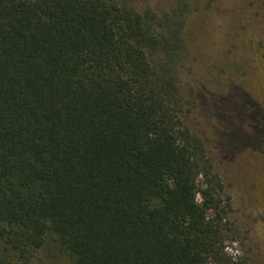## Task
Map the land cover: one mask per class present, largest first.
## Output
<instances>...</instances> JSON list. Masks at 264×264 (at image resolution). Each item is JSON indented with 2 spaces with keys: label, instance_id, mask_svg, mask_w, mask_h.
Segmentation results:
<instances>
[{
  "label": "trees",
  "instance_id": "trees-1",
  "mask_svg": "<svg viewBox=\"0 0 264 264\" xmlns=\"http://www.w3.org/2000/svg\"><path fill=\"white\" fill-rule=\"evenodd\" d=\"M141 1L0 0V264H255L181 117L185 5Z\"/></svg>",
  "mask_w": 264,
  "mask_h": 264
},
{
  "label": "rangeland",
  "instance_id": "rangeland-1",
  "mask_svg": "<svg viewBox=\"0 0 264 264\" xmlns=\"http://www.w3.org/2000/svg\"><path fill=\"white\" fill-rule=\"evenodd\" d=\"M181 5L188 45L181 117L232 199L241 239L228 252L264 264V90L250 95L245 84L264 74V0H146L136 8L161 15Z\"/></svg>",
  "mask_w": 264,
  "mask_h": 264
}]
</instances>
